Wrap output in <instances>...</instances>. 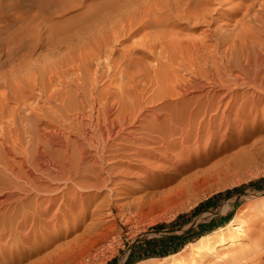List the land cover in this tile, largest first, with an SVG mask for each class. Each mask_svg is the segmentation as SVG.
Here are the masks:
<instances>
[{"label": "bare ground", "instance_id": "6f19581e", "mask_svg": "<svg viewBox=\"0 0 264 264\" xmlns=\"http://www.w3.org/2000/svg\"><path fill=\"white\" fill-rule=\"evenodd\" d=\"M74 2L82 7L77 20L61 26L52 15L51 0H33L29 8L17 0L13 6L21 9L0 15V31L6 34L0 45L7 56L19 55L0 70V173L9 183V191L0 194V257L4 260L27 250L78 264L88 251L86 219L96 212L87 202L96 190L186 164L189 168L223 137L250 129L264 132V126H258L264 118V77L255 75L233 85L214 80L206 87L207 82L199 80L192 85L199 93L177 98L168 91L175 81L176 89L189 83L180 82L179 70L201 73L203 61L213 57L212 49L220 42L226 46L227 58L222 56L226 62L234 58L249 71L263 68L264 0ZM225 4L231 5L225 9ZM215 13L227 14V24L235 17L234 29L230 24L228 30L236 31L224 34L211 29L219 21ZM199 29L197 37L194 31ZM39 48L44 49L37 52ZM104 68L109 77L143 76L148 84L164 88L158 105L167 109L144 113L140 108L133 115L119 110L112 117L105 112L108 95H93ZM172 71L175 77L170 76ZM240 85L245 89L238 92ZM126 99L117 104L126 105ZM51 101L59 104L58 109H45ZM69 110L75 111L67 122ZM104 112L106 127L100 122ZM85 117L95 126L83 128ZM36 169L45 170V176H35ZM58 181L62 184L55 185ZM34 197V206L28 207ZM72 215H80V220L67 221ZM245 230L244 218L230 219L165 258L172 257L168 264H207L215 256L228 258L242 250L239 244ZM27 240L33 243L24 244ZM153 258L157 257L135 264Z\"/></svg>", "mask_w": 264, "mask_h": 264}, {"label": "rangeland", "instance_id": "374dc122", "mask_svg": "<svg viewBox=\"0 0 264 264\" xmlns=\"http://www.w3.org/2000/svg\"><path fill=\"white\" fill-rule=\"evenodd\" d=\"M15 1L17 0H0V15L4 12L13 13L21 9L13 6ZM22 1L26 5L25 8H29L27 5H30L33 0ZM74 3V0H51L52 15L55 22H57L56 25L61 26L67 23H74L77 20L82 7L79 5L74 6ZM230 5L225 4L223 8L227 9ZM59 6H63L62 10H59ZM218 15V13L214 14L215 17ZM226 15L223 14L221 17L219 15V21L216 19L217 21L215 20L214 24L212 23L211 29L223 30L224 34H228L227 31L229 33L236 31L233 30L234 23H236L235 17L230 23L231 27L230 24L226 23V18H228ZM240 16L241 12L236 14V19ZM224 25L225 27L227 26L226 29ZM13 27H16V25ZM230 27L233 28L232 31L228 30ZM200 30L202 29L194 31L197 37L198 34L201 35ZM43 35H46V33ZM5 36L6 34L0 31V39ZM222 39L220 38V40ZM220 45L224 47L222 46L221 48ZM219 46L218 48L220 49L217 47L216 49H212L213 57H208L210 60L205 59L203 61L201 73L191 75L185 74L187 70L178 71L182 77V81L180 82L184 83L188 81L189 83L185 87H177L176 89L174 83L177 81H173L174 83L171 84V88L168 91L174 93V98L181 95L184 96V94L188 96L199 93L197 89L192 87L199 80L201 83L207 82L205 84L206 87L207 84H212L214 80H220L221 82L233 85L239 80L254 78L255 75L260 80L264 77V67L261 69L258 66L253 67L249 71L244 68V63H241L240 59L236 61L234 58H229V61L227 60L228 62H226L224 59L227 58L225 57V54H227L225 43L220 42ZM63 48L64 46L60 52L64 51L65 48ZM43 49L39 48L37 52ZM220 53L223 55H219ZM16 55L19 56L18 53H12L10 56H7L6 50L0 45V62L4 61L7 64L3 66L0 63V70L3 71V69L9 66L10 62L14 63L18 59ZM134 69L132 68L130 71L133 73ZM107 73L109 71L104 68L102 75H99L100 77L96 81V85H93L96 88L93 95H108L105 112L108 110V113L112 117L118 115L119 110H122V115L128 111L132 112L133 115L140 108H142L144 113L148 112V109L149 111L159 109L160 112L167 109L166 106L160 108L158 105L162 101L161 96L165 94L164 88H159L154 83L148 84V80L143 79V76H137V79L129 77L118 79V75L109 77ZM139 73L136 74L138 75ZM175 75V71H172L170 74L172 77H175ZM195 76H197L195 78L196 81L192 82L191 79ZM115 83L119 85L118 88ZM90 85H92L91 82ZM244 89L240 85L236 90L241 92ZM189 90L190 93H187ZM262 92L264 93V91ZM129 94H132L133 98H128ZM91 96L89 95L88 97ZM126 97L125 102L127 104L125 105L124 103L122 105L123 102H121L119 106L117 104L118 100H124ZM262 103L264 104V96L262 97ZM49 106L53 109H58L59 104L51 101L49 104H46L45 109L48 110ZM101 106L104 105L101 104ZM86 110L88 109L86 108ZM74 111L69 110L66 115L67 122L73 119L72 112ZM105 112L102 113V118L100 119L101 125L104 127L109 125V121L104 120V116H106ZM47 119L54 123L56 121L55 118ZM263 119L258 121L259 128L264 126ZM88 122L87 117L81 121L83 128L95 126L93 123H91L93 124L92 126ZM66 126L69 127L70 125L66 124ZM255 133L259 134L254 135ZM76 134L74 133L72 137H76ZM262 144L264 146V132L250 129L243 133L219 139L210 149L192 161L189 168H186V164L176 170L159 171L151 173L145 178L106 185L100 190H96L94 194H91V198L87 202L96 212L93 217L88 216L86 219L89 239V242L86 244L88 246L87 252H90V254L86 252V256L78 264H125L132 249H159L161 248L160 245L170 248V252L166 255L144 261L141 264H168L172 257L165 258V256L182 250L186 247V244L196 240L198 237L193 238V235L197 231L206 226L219 227L236 217L244 218L246 221V235L241 244H239L242 250L229 257L227 256L228 258L225 256L224 259L221 256H215L212 259L213 261L211 260L207 264L215 263L216 261L219 264L221 260L220 264H264V147L260 146ZM43 171L45 172V170ZM44 172L42 173L41 170L36 169L34 175L45 176ZM4 178L8 179L0 173V194L9 191L7 190L9 183ZM58 183L60 181L54 182L55 185ZM34 203L35 197L28 203V207L34 206ZM238 203L240 205L236 206ZM229 217L230 219H227ZM67 219V221L74 223L80 220V215L68 216ZM63 222L64 220H61V223ZM90 236L92 237L90 238ZM151 238H156V246H154V243H146ZM181 242H185V244L180 249H177V245L181 244ZM27 243L32 244L33 241L27 240L24 242V244ZM220 258L222 259L220 260ZM0 264L69 263H65L64 260L58 258L56 255L22 250L11 260H4L0 257Z\"/></svg>", "mask_w": 264, "mask_h": 264}, {"label": "trees", "instance_id": "16d2710c", "mask_svg": "<svg viewBox=\"0 0 264 264\" xmlns=\"http://www.w3.org/2000/svg\"><path fill=\"white\" fill-rule=\"evenodd\" d=\"M256 185V183H254ZM259 187V186H258ZM240 205V203H238L236 206ZM227 219H230L227 218ZM216 226H206L203 229L197 231L194 235L193 238L195 237H200L201 235L207 233L208 231L214 229ZM189 240V239H188ZM186 242V241H185ZM185 242H181V244L177 245V249H180L181 247H183V245L185 244ZM147 244H155L156 243V238H151L149 240L146 241ZM157 244H155L154 246H156ZM161 248L156 249V248H152V249H140L138 250L137 248L132 249V251L130 252L126 263L125 264H135L136 262L140 261L141 259H145V258H149V257H157V256H163L166 255L170 252V248L165 247L163 245H160Z\"/></svg>", "mask_w": 264, "mask_h": 264}]
</instances>
